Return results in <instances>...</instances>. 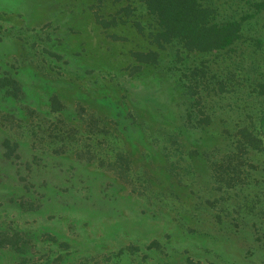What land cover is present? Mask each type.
I'll list each match as a JSON object with an SVG mask.
<instances>
[{"label": "rangeland", "instance_id": "1", "mask_svg": "<svg viewBox=\"0 0 264 264\" xmlns=\"http://www.w3.org/2000/svg\"><path fill=\"white\" fill-rule=\"evenodd\" d=\"M255 1H208L216 21L240 20L229 54L173 45L139 69L154 23L138 0H0V75L22 86L0 89V231L22 239L0 264H264V150L242 156L220 131L264 107ZM201 65L194 93L183 74ZM184 107L210 120L190 127ZM228 153L249 165L234 188Z\"/></svg>", "mask_w": 264, "mask_h": 264}, {"label": "trees", "instance_id": "2", "mask_svg": "<svg viewBox=\"0 0 264 264\" xmlns=\"http://www.w3.org/2000/svg\"><path fill=\"white\" fill-rule=\"evenodd\" d=\"M146 14L150 15L154 23V31L148 33L151 45L146 52L137 51L131 53L135 58L139 69L142 66L156 65L160 50L169 48L170 46H177L175 52L179 51L184 53H194L201 55L229 54L231 46L239 39L240 20L228 17L226 20L216 21L215 10L209 4V0H138ZM212 1V0H211ZM254 11L264 10V0H258L252 3ZM264 51V50H263ZM218 69H213L215 72H220L216 76L223 77L224 80L231 78V67L222 65L223 63L214 61ZM208 65L201 66H187L188 75L195 82V86L188 84L184 85L188 90H194L196 93L197 80L206 76ZM218 70V71H217ZM246 71L248 69L246 68ZM12 75V74H11ZM7 73L0 75V89L3 90L8 96L16 97L19 89L22 87L19 81ZM223 84L221 80L217 81L218 90L222 91ZM187 90V91H188ZM215 90V89H214ZM252 92L257 95H264V83H254L251 87ZM197 97L196 99H198ZM51 102H56L54 95H51ZM186 110V121L190 127L199 126V123L210 120V115L204 113L206 107H196L197 111L184 107ZM191 114L200 116L196 118L194 123L191 119ZM208 124V123H207ZM220 131L228 137L234 138L235 143L244 144L240 152L244 156L248 150L261 149L264 150V107L259 109L257 123L251 125H233L232 127H222ZM4 147L5 158L15 157L13 152L17 149L16 142H10L8 139L2 140ZM240 148V147H237ZM234 154L228 153L225 159V167L227 173L223 180L234 188L235 185L243 184L247 181L246 171L247 164L245 159L241 158L240 161H235ZM215 165V164H214ZM231 170V175L229 174ZM227 180V181H226ZM255 196V195H254ZM253 196V197H254ZM264 213V211L261 210ZM262 213V214H263ZM262 216V215H261ZM20 235L17 232L9 234L7 231H0V248L13 247L17 251H21L18 243L21 241Z\"/></svg>", "mask_w": 264, "mask_h": 264}]
</instances>
